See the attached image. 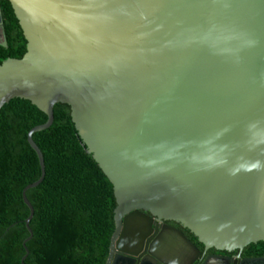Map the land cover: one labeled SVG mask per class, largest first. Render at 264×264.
I'll use <instances>...</instances> for the list:
<instances>
[{"label": "water", "instance_id": "1", "mask_svg": "<svg viewBox=\"0 0 264 264\" xmlns=\"http://www.w3.org/2000/svg\"><path fill=\"white\" fill-rule=\"evenodd\" d=\"M7 1L26 51L0 64V109L22 99L47 117L27 133L40 177L21 193L22 264L26 191L45 176L32 135L59 103L113 188L105 264H134L160 222L206 250L264 242V0ZM160 231L140 264H169L163 248L191 264L183 233Z\"/></svg>", "mask_w": 264, "mask_h": 264}, {"label": "trees", "instance_id": "2", "mask_svg": "<svg viewBox=\"0 0 264 264\" xmlns=\"http://www.w3.org/2000/svg\"><path fill=\"white\" fill-rule=\"evenodd\" d=\"M7 47L0 64L26 51L22 31L7 0H0ZM47 117L29 101L12 99L0 109V264H22L24 224L29 210L23 189L37 181L40 168L27 133ZM32 139L41 150L45 176L26 191L34 214L23 264H105L114 232L113 188L86 153L65 104L53 107V123Z\"/></svg>", "mask_w": 264, "mask_h": 264}, {"label": "flooded vegetation", "instance_id": "3", "mask_svg": "<svg viewBox=\"0 0 264 264\" xmlns=\"http://www.w3.org/2000/svg\"><path fill=\"white\" fill-rule=\"evenodd\" d=\"M5 35V28L3 22V16L0 8V42L2 41L3 35ZM6 38V35H5ZM2 47V46H1ZM5 48V47H4ZM148 215V214H147ZM161 227L167 225L169 227L180 230L183 235L192 243L196 248L195 256L192 258L191 264H263L264 263V242H258L250 244L243 249H233L230 251H218L215 249H205L203 245L198 243L197 239L180 224L175 222H160ZM161 227H153V230L145 238L143 246L140 248L136 257H133L134 264H140L142 260H147L148 250L150 245L153 244L159 233ZM161 257L169 264H179L180 254L177 249L163 248L160 251ZM187 256V254H186Z\"/></svg>", "mask_w": 264, "mask_h": 264}]
</instances>
